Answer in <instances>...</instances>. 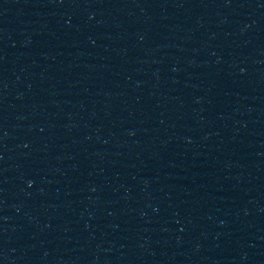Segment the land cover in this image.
Returning <instances> with one entry per match:
<instances>
[{
  "label": "water",
  "instance_id": "water-1",
  "mask_svg": "<svg viewBox=\"0 0 264 264\" xmlns=\"http://www.w3.org/2000/svg\"><path fill=\"white\" fill-rule=\"evenodd\" d=\"M0 130L127 264H264V0H0Z\"/></svg>",
  "mask_w": 264,
  "mask_h": 264
}]
</instances>
